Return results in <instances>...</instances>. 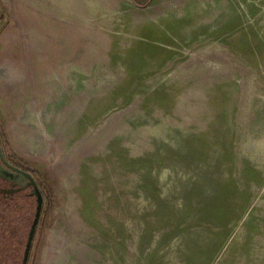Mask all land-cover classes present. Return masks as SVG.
Listing matches in <instances>:
<instances>
[{
  "label": "rangeland",
  "instance_id": "374dc122",
  "mask_svg": "<svg viewBox=\"0 0 264 264\" xmlns=\"http://www.w3.org/2000/svg\"><path fill=\"white\" fill-rule=\"evenodd\" d=\"M0 147L27 264H264V0H0Z\"/></svg>",
  "mask_w": 264,
  "mask_h": 264
},
{
  "label": "trees",
  "instance_id": "16d2710c",
  "mask_svg": "<svg viewBox=\"0 0 264 264\" xmlns=\"http://www.w3.org/2000/svg\"><path fill=\"white\" fill-rule=\"evenodd\" d=\"M32 206H34V210ZM31 208L32 212L28 217H30L32 225L37 208V202L33 196H27L25 195V192L18 193L15 194L11 202H9L0 194V225L3 228V230H0V246H2L0 249H4L3 251H5L7 259L9 258L11 260L12 252L22 249L23 254L20 258V262L22 263L28 237L27 235L30 231L31 225L26 231L25 238L23 237V233L19 230V225L23 221V216L26 214L28 215ZM32 243L33 242L31 241V244ZM1 251L2 250H0V252ZM27 261L28 260H26L25 264H27Z\"/></svg>",
  "mask_w": 264,
  "mask_h": 264
},
{
  "label": "flooded vegetation",
  "instance_id": "af4514ba",
  "mask_svg": "<svg viewBox=\"0 0 264 264\" xmlns=\"http://www.w3.org/2000/svg\"><path fill=\"white\" fill-rule=\"evenodd\" d=\"M12 168H16L20 171H23L19 167H17L16 164L12 162V160H10L8 154L4 152V150H2V147H0V194L3 195L7 201L11 202L15 194L25 192V195L31 197L33 196L37 202V196L35 194V189L34 186L31 184V181L25 176H23L21 173L13 170ZM37 188L40 192L41 190L39 188V185L37 186ZM38 220L35 225H37Z\"/></svg>",
  "mask_w": 264,
  "mask_h": 264
},
{
  "label": "water",
  "instance_id": "95a60500",
  "mask_svg": "<svg viewBox=\"0 0 264 264\" xmlns=\"http://www.w3.org/2000/svg\"><path fill=\"white\" fill-rule=\"evenodd\" d=\"M12 169L15 170L16 172L21 173L23 176H25L27 179H29L31 181V184L34 186L35 194L37 196V208H36L35 218H34L33 224H32L33 227L31 228V230L28 233V238H27V242H26V246H25V252H24V256H23V260H22V264H25L26 263V259H27V252H28V249L30 247V243H31V240H32L33 232H34L33 228L35 227V224H36V222L38 220L39 211H40V208H41V196H40V192H39L37 186L35 185V182H34L33 178L28 173L20 171L19 169H16V168H12Z\"/></svg>",
  "mask_w": 264,
  "mask_h": 264
},
{
  "label": "bare ground",
  "instance_id": "6f19581e",
  "mask_svg": "<svg viewBox=\"0 0 264 264\" xmlns=\"http://www.w3.org/2000/svg\"><path fill=\"white\" fill-rule=\"evenodd\" d=\"M117 26V25H116ZM36 101V100H35ZM34 103V102H33ZM36 103V102H35ZM31 126H33V125H31Z\"/></svg>",
  "mask_w": 264,
  "mask_h": 264
}]
</instances>
